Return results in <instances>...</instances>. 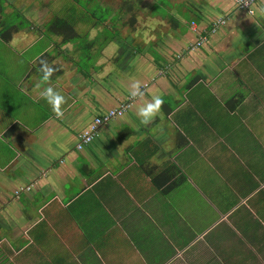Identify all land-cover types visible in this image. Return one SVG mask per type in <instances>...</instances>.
<instances>
[{
    "label": "crops",
    "instance_id": "0c3cea01",
    "mask_svg": "<svg viewBox=\"0 0 264 264\" xmlns=\"http://www.w3.org/2000/svg\"><path fill=\"white\" fill-rule=\"evenodd\" d=\"M30 3L20 2L30 25L0 37V264H264V0L253 14L235 0L102 1L125 48L113 37L51 42ZM80 47L92 48L89 69ZM133 85L142 94L78 150L82 129ZM47 87L64 97L61 117ZM154 95L164 104L144 125L137 112ZM181 186L214 196L215 215L178 209Z\"/></svg>",
    "mask_w": 264,
    "mask_h": 264
},
{
    "label": "rangeland",
    "instance_id": "374dc122",
    "mask_svg": "<svg viewBox=\"0 0 264 264\" xmlns=\"http://www.w3.org/2000/svg\"><path fill=\"white\" fill-rule=\"evenodd\" d=\"M102 1H108V0H94L93 2H91L92 5L90 7H87L83 10H80V9H82V8H80L78 13H77L78 18H75L72 21V23L75 25V28L78 31H84L85 30V31L91 33V31H93L92 23L95 22L94 21L95 18L100 17L101 18V19H99L100 20L99 22H101L99 24L100 32H97V29L94 28V30L98 33V36L94 37L95 34L90 36L87 34V32H85L83 35L81 33H79L78 37L73 36L69 40L70 41L72 40V42L74 44L76 42H79L81 44V42H83V39H85V38L89 39V37L91 38L90 40H95V39L103 40L106 37H113L116 39V43L119 44L121 47L125 48V47L129 46V40L127 41V40L121 39L122 37H124V36L121 37V35H120L121 25L115 24V22H113L117 18L116 17L117 16V9H115V7H108V4H103ZM20 2L21 3L23 2V4L27 3L26 6H29V4L31 6L30 2H33V3L36 2V3H38V5L41 4L42 8L38 7L37 10L40 13L41 12L44 13L43 17H45V20H46V25H47L46 27L54 25L53 21L57 17L66 18V19L70 20V18L67 16V14H65L63 11V10H65V9H63L64 5H67V6L75 5L77 7H79L80 5L86 6L85 0H81V2H79V3L77 1L75 2L74 0H17V3H20ZM2 4H4L3 14L5 16V19L9 23H15L16 25L20 24L21 26H24V27L30 25V23L28 21H26L27 11H26V8L22 9L23 4H20L21 6L19 5V7L13 6V5L9 4L7 2V0H2ZM43 6H45V7H43ZM19 12L22 13L23 15H21ZM70 12L72 13L71 10L67 11V13H69V14H70ZM42 13L39 15H42ZM92 14H94V15H92ZM103 21H106V22L109 21V24L104 25L102 23ZM41 24L42 23H40V21H39V23L37 21L34 22V25L37 27ZM53 32H52V34H50V32L47 33L48 36H50L51 42H54V38H55L54 36H52ZM125 37H127V35ZM46 41H48V39H46ZM40 44L41 43H38L37 45L34 46V48H39ZM131 47H135V46L132 45ZM79 51H80L79 55L82 54V56H80V58H81L80 64L82 65V67L84 69H89L90 66L92 65L93 59H94L93 56H89L92 53V48H90V49L86 48L83 50L82 47H80ZM198 190H201V189L198 188ZM198 190L196 188L194 190L195 193L198 194ZM186 191H189V188L187 186H181L180 187V197H183L184 193ZM205 194H206L204 197L205 200L200 196H195L193 198H190L188 196H184V199H185V197H186V199L184 201H179L180 203H176V202H173L171 200L170 201L174 205H176L178 209H182V208L185 209L187 206L192 204L196 209L204 210L206 217H209V215L213 214V205H216V204H215L214 196H212L208 191H206ZM174 197H176V196H174ZM171 210H172V208H171ZM168 212H169V208L164 211L165 214H168ZM195 213L200 214L199 210H197ZM213 215H215V214H213ZM213 215H212V218H214ZM204 226L202 224L199 228H203ZM185 233H187V232H185ZM102 234L104 235V233H102ZM171 234L173 235V237H177L181 234V232L176 231V233L173 232ZM157 235H158V233H157ZM160 235H162V234H160ZM192 236H193V234H190L188 236V238L186 239V242L189 241ZM214 236H215V232H212L210 234V236H208L205 240L198 239L197 243L193 246V248H191L189 250V253H192L194 251H198L201 248L205 247L206 246V245H204L205 241H210V239ZM111 237H112V234L107 233V238L110 239ZM159 240H160V238H158L156 245L158 244ZM181 243H183L182 237H181ZM233 249H237V247H234ZM154 250L155 249L151 250V252H153ZM199 264H200V262H199Z\"/></svg>",
    "mask_w": 264,
    "mask_h": 264
},
{
    "label": "built area",
    "instance_id": "2783aa9c",
    "mask_svg": "<svg viewBox=\"0 0 264 264\" xmlns=\"http://www.w3.org/2000/svg\"><path fill=\"white\" fill-rule=\"evenodd\" d=\"M255 0H235V3L239 9L247 11L249 14H253L252 5ZM224 23L223 19H218L213 23L212 28L206 32L204 36H200L195 42L190 45L191 49H195L196 47L202 46L207 39L208 33H213L216 31V28L219 24ZM193 29H196V23L192 22ZM143 88V87H142ZM140 89V92L142 90ZM139 95V94H138ZM134 99V96L130 95L126 102L121 103L117 107L109 108L101 114L95 115L92 120L88 123V125L82 129V131L78 135V141L76 143V148L78 150H82L84 147L88 146L92 143V141L99 135V131L101 127L110 122L112 119L123 115V113L131 106V103ZM30 186L20 187L16 191L18 193L20 190H29Z\"/></svg>",
    "mask_w": 264,
    "mask_h": 264
},
{
    "label": "trees",
    "instance_id": "16d2710c",
    "mask_svg": "<svg viewBox=\"0 0 264 264\" xmlns=\"http://www.w3.org/2000/svg\"><path fill=\"white\" fill-rule=\"evenodd\" d=\"M75 2L77 1L78 3L81 2V0H74ZM94 0H85V5L86 6H75V5H71V6H67V5H64L63 6V10L65 14H67V16L70 18V20L66 19V18H60V17H57L54 19V25H51L48 27V30H50L51 32H53L54 34L56 35H60L62 36V41L63 42H67V41H70L69 39H71L73 36H79V33H81L82 35L86 32L85 30L84 31H78L76 28H75V25L72 23L73 19L75 18H78V11L80 8V10H83L87 7H90L92 4L91 2H93ZM9 3V2H8ZM33 3V2H32ZM36 3V2H34ZM13 6H18L19 7V4L20 3H9ZM27 4V3H26ZM38 5V3H36ZM30 5V4H29ZM45 5V4H44ZM4 4H2V0H0V37L7 41L10 39V37L12 36L13 33H15L16 31L20 30L23 28V26H21L20 24L16 25L15 23H9L6 19H5V16L3 14V10H4ZM38 6H42L41 4H39ZM28 6H26L27 8ZM122 9V8H121ZM72 11V13L70 12L67 13V11ZM20 13V12H19ZM21 15H23L22 13H20ZM94 15V14H92ZM101 19L100 17L98 18H95V22H99ZM105 21H103L102 23H104ZM101 23V22H99ZM95 23L93 22L92 25H94ZM106 25V24H105ZM208 31V30H207ZM206 30L201 32V35L198 36V38L200 36H204L207 32ZM197 38V39H198ZM261 179L263 180L264 179V175L261 176ZM212 231L214 232V229H211L208 234H211ZM200 233V232H198ZM191 239V238H190ZM201 240V239H200ZM189 241L186 242V240L183 241V243H188ZM185 258L187 261H190V257L187 255V252H185ZM231 256L233 258L236 259V249H234L232 251V254ZM193 257V256H192ZM249 261H252L251 257H248ZM196 261V260H194ZM197 262V261H196ZM232 264H235V262H233Z\"/></svg>",
    "mask_w": 264,
    "mask_h": 264
},
{
    "label": "clouds",
    "instance_id": "9594fccd",
    "mask_svg": "<svg viewBox=\"0 0 264 264\" xmlns=\"http://www.w3.org/2000/svg\"><path fill=\"white\" fill-rule=\"evenodd\" d=\"M50 74L51 70H48V72H46L44 76V79L47 80ZM133 89L134 90L131 92L132 96L142 94L140 93V89L137 85H133ZM41 95L48 101L50 105H52L53 111L55 112L57 117H61L63 115V112L60 110V105L64 103V97L59 92L55 91L52 87L45 88L42 91ZM163 104V98L160 95H154L151 102L141 106L138 109L137 116L140 119V122L144 125H148L153 122V120L157 117V113L160 112ZM29 186L31 188V185ZM17 190L14 191L15 195L22 191L20 190L18 193H16Z\"/></svg>",
    "mask_w": 264,
    "mask_h": 264
}]
</instances>
